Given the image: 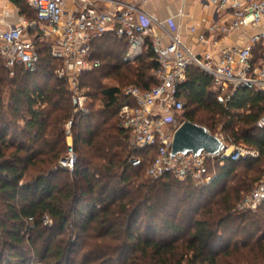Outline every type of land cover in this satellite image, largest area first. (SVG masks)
I'll return each mask as SVG.
<instances>
[{
	"label": "trees",
	"instance_id": "trees-1",
	"mask_svg": "<svg viewBox=\"0 0 264 264\" xmlns=\"http://www.w3.org/2000/svg\"><path fill=\"white\" fill-rule=\"evenodd\" d=\"M10 1L35 19L23 0ZM36 47L34 72L18 66L11 74L0 58V264H258L260 256L264 264V203L253 212L235 210L264 172V92L240 87L223 105L212 78L190 69L180 120L214 133L218 117L224 132L259 156L215 162L209 169L216 178L207 185L171 174L147 178L155 149L134 148L117 113L130 103L121 89L155 86L158 64L149 45L125 62L127 40L107 33L92 44L100 66L80 78L91 111L73 120L77 163L54 168L66 150L72 107L54 74L59 62L45 43ZM95 101L102 103L97 109Z\"/></svg>",
	"mask_w": 264,
	"mask_h": 264
},
{
	"label": "built area",
	"instance_id": "built-area-1",
	"mask_svg": "<svg viewBox=\"0 0 264 264\" xmlns=\"http://www.w3.org/2000/svg\"><path fill=\"white\" fill-rule=\"evenodd\" d=\"M25 2L36 17L30 22L0 29V58L11 74L18 66L34 72L39 65L36 43L40 41L59 62L54 74L65 82L72 108L71 117L65 123L67 147L57 160V168L72 170L77 163L73 120L79 114L89 113V90L80 78L82 73L100 66V61L93 57L92 44L107 33L127 40L125 62L135 61L149 45L158 64L154 73L155 86L141 90L135 85H127L121 89L130 103L122 104L117 113L119 127L130 132L134 148L155 149L146 170L148 178L161 179L171 174L179 181L190 179L196 185H207L216 178L209 169L215 162H237L259 156L256 149L236 142L228 135L213 134L222 143L217 154L173 155L171 146L175 131L184 121L180 120L184 109L182 85L190 69L197 68L212 78L217 101L223 105L228 104L240 87L264 92V0H205V5L228 12L230 19L214 23L211 30L216 34L212 37L200 35L199 51H194L176 35L170 18L160 20L140 8L145 0ZM248 27H259L260 30L249 37L245 46L219 48L220 34ZM28 29L33 30L32 35H28ZM207 44L213 49L219 48L216 57L206 49ZM263 203L264 172L255 185L242 194L235 210L253 212ZM43 220L45 224H52L48 216Z\"/></svg>",
	"mask_w": 264,
	"mask_h": 264
},
{
	"label": "crops",
	"instance_id": "crops-1",
	"mask_svg": "<svg viewBox=\"0 0 264 264\" xmlns=\"http://www.w3.org/2000/svg\"><path fill=\"white\" fill-rule=\"evenodd\" d=\"M23 1L25 2V0ZM204 1L205 0H145L144 3L140 4V8L148 14L156 16L160 20L170 18L175 26L176 35L194 51H199L200 46L197 41L200 35L212 37L216 32L211 30V26L214 23H223L230 19V14L228 12L218 10L212 6H207L204 4ZM180 11L181 14H178ZM32 20L34 19L30 21ZM30 21L27 20L25 14L20 12V8L10 0H0V29H4L9 25H17ZM191 28H194V31H190ZM259 30V27H248L231 31L226 35L220 34L221 39L219 48H230L232 46L243 47L248 43L249 37ZM28 31H30L28 35L33 34V30L28 29ZM219 48L213 49L210 44L206 45V49L211 50L214 57L217 56ZM101 105L102 103L97 106V108Z\"/></svg>",
	"mask_w": 264,
	"mask_h": 264
},
{
	"label": "water",
	"instance_id": "water-1",
	"mask_svg": "<svg viewBox=\"0 0 264 264\" xmlns=\"http://www.w3.org/2000/svg\"><path fill=\"white\" fill-rule=\"evenodd\" d=\"M222 148L221 141L203 126L183 121L174 133L171 153L197 155L201 152L217 154Z\"/></svg>",
	"mask_w": 264,
	"mask_h": 264
},
{
	"label": "rangeland",
	"instance_id": "rangeland-1",
	"mask_svg": "<svg viewBox=\"0 0 264 264\" xmlns=\"http://www.w3.org/2000/svg\"><path fill=\"white\" fill-rule=\"evenodd\" d=\"M27 20H31L29 17H27ZM135 61H133V62H128V63H130V64H132V63H134ZM108 84L109 85H112V86H117V83H115L114 81H109L108 82ZM121 88V87H120ZM3 101H4V103L5 104H7V99H8V95H7V93L4 91V93H3ZM88 102H89V100H88ZM87 102V103H88ZM101 104V102H96L95 101V103L93 104V108L94 109H97V106H99ZM88 109H89V111H91L90 109H91V107H88ZM185 111V110H184ZM201 115H204V112L203 111H199L198 112V114H197V116H201ZM215 119V125H216V127L214 128V129H212V131L214 132V133H212L211 132V134H216V135H228V136H230V137H232L233 138V136H231L228 132H224V130H223V128H224V123H223V121H218L219 120V118L218 117H215L214 118ZM19 123L22 125L23 124V122L22 121H19ZM66 141V140H65ZM66 147H67V145H66ZM64 153V152H63ZM56 165V164H55ZM53 166L54 168L56 167V166ZM30 172H32V170H30V171H28L27 172V177H26V179L28 178L29 179V176H31L32 174H30ZM212 173V172H211ZM147 177V176H146ZM148 178V177H147ZM44 217L42 218V222H43V224L44 225H48V226H50L51 224L49 223V224H45V222H44ZM62 238H63V236H62ZM71 241H76V235H73V237L71 238ZM32 264H41L40 262H38V261H35V262H32ZM258 264H263V261H262V256H260L259 257V260H258Z\"/></svg>",
	"mask_w": 264,
	"mask_h": 264
}]
</instances>
